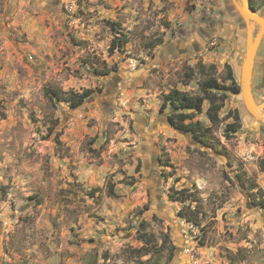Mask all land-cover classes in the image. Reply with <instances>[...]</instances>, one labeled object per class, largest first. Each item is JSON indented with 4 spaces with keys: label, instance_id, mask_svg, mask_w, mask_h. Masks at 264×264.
Instances as JSON below:
<instances>
[{
    "label": "rangeland",
    "instance_id": "1",
    "mask_svg": "<svg viewBox=\"0 0 264 264\" xmlns=\"http://www.w3.org/2000/svg\"><path fill=\"white\" fill-rule=\"evenodd\" d=\"M249 4L264 18V0ZM246 25L229 0H0V264H264ZM210 78L217 122L207 100L162 108ZM251 88L264 104V33ZM173 112L200 129L173 127Z\"/></svg>",
    "mask_w": 264,
    "mask_h": 264
},
{
    "label": "trees",
    "instance_id": "2",
    "mask_svg": "<svg viewBox=\"0 0 264 264\" xmlns=\"http://www.w3.org/2000/svg\"><path fill=\"white\" fill-rule=\"evenodd\" d=\"M250 6L251 8L254 9V6L252 4H250ZM117 43L115 42L112 43L110 48L111 51L118 48L120 46L119 44H122L120 42L118 44ZM116 45H118V47H116ZM228 80L231 81V84H233L232 91L234 93H238L239 87L236 84V81L234 80L230 72H228ZM221 89H224L223 86H220L214 78H210L208 80L201 82L200 84V90L203 94L202 97H192L187 94L180 93L178 91H172L164 97L162 108H165L167 105H170L173 111H175V109H191L195 112H200L203 100H207L210 103V106L207 110V117L211 122L215 123L218 121V112L221 108V105L214 104V96L216 93L220 92ZM88 97L89 95L87 94V92H85L80 95H76L75 100L72 99L69 100L71 105L77 106L81 104L84 100H86ZM221 97L222 99H224L225 95H222ZM50 99H52V95L50 96ZM191 118H192V114L175 113V112H173L171 115L168 116L169 122L173 127L194 134L200 129L199 124L183 123V121ZM233 131L234 130H232V132ZM259 168L260 171L264 172L263 164H260ZM109 191H110L109 193H111L112 195L114 194L112 188H110Z\"/></svg>",
    "mask_w": 264,
    "mask_h": 264
},
{
    "label": "water",
    "instance_id": "3",
    "mask_svg": "<svg viewBox=\"0 0 264 264\" xmlns=\"http://www.w3.org/2000/svg\"><path fill=\"white\" fill-rule=\"evenodd\" d=\"M232 8L236 11L246 25V48L243 61L238 71V83L240 87V96L244 109L259 120L264 111V104H257L251 88V79L254 66L255 55L264 33V18L251 8L249 0H229ZM255 25H258L259 31L253 37L252 31ZM264 117V114H263Z\"/></svg>",
    "mask_w": 264,
    "mask_h": 264
},
{
    "label": "flooded vegetation",
    "instance_id": "4",
    "mask_svg": "<svg viewBox=\"0 0 264 264\" xmlns=\"http://www.w3.org/2000/svg\"><path fill=\"white\" fill-rule=\"evenodd\" d=\"M224 9H226L227 12H229V14H231V9L228 6V3H223ZM230 16V15H229ZM214 18H208V20L204 23L205 27L207 28H200V32H199V36H197L198 38V42H199V46L201 47L202 45L207 43V40L209 38H211V32L208 30L209 28H211L213 26L214 23ZM213 21V22H212ZM184 34V32L182 33V35ZM183 37V36H182ZM198 48V47H196ZM181 54L186 53V51L183 49L181 50Z\"/></svg>",
    "mask_w": 264,
    "mask_h": 264
},
{
    "label": "bare ground",
    "instance_id": "5",
    "mask_svg": "<svg viewBox=\"0 0 264 264\" xmlns=\"http://www.w3.org/2000/svg\"><path fill=\"white\" fill-rule=\"evenodd\" d=\"M261 117H263V115H261Z\"/></svg>",
    "mask_w": 264,
    "mask_h": 264
},
{
    "label": "crops",
    "instance_id": "6",
    "mask_svg": "<svg viewBox=\"0 0 264 264\" xmlns=\"http://www.w3.org/2000/svg\"><path fill=\"white\" fill-rule=\"evenodd\" d=\"M217 3H218V1H217Z\"/></svg>",
    "mask_w": 264,
    "mask_h": 264
}]
</instances>
